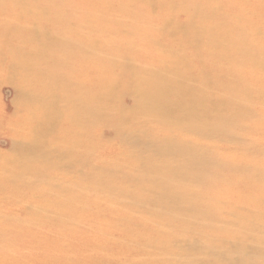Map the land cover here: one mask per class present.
I'll return each instance as SVG.
<instances>
[{"label":"bare ground","instance_id":"bare-ground-1","mask_svg":"<svg viewBox=\"0 0 264 264\" xmlns=\"http://www.w3.org/2000/svg\"><path fill=\"white\" fill-rule=\"evenodd\" d=\"M14 1L0 97L25 117L13 134L0 118V264H264V196L250 200L264 190L179 186L264 183L263 163L175 138L264 152V0H0V15ZM96 136L125 155L100 153ZM75 167L85 173L68 180Z\"/></svg>","mask_w":264,"mask_h":264},{"label":"rangeland","instance_id":"rangeland-1","mask_svg":"<svg viewBox=\"0 0 264 264\" xmlns=\"http://www.w3.org/2000/svg\"><path fill=\"white\" fill-rule=\"evenodd\" d=\"M257 3H259V1L257 0ZM23 5L22 2L19 3V1H14L11 2L9 4H7L6 6L3 7L2 9V13L0 15V20H2V22L4 21H10V19L7 17V15L10 14H14L16 12V10L18 8H21ZM15 16H21L22 14H17ZM14 16V17H15ZM102 25V24H100ZM5 39V38H2ZM0 49L1 50H5L4 47V43L1 41L0 39ZM16 62H21L20 60L16 61ZM31 62H36V60L31 59L28 60L26 59L25 61H22V64L25 63H31ZM14 64L13 62L10 61H4L0 63V87H2L3 89H6L9 87L8 84H6V77L5 74L7 73V71L10 68V66ZM93 73V72H91ZM213 75V73L211 74ZM214 76V75H213ZM45 78V77H43ZM16 79H21L20 75L16 76ZM214 89L216 90V88L214 87ZM213 89V90H214ZM212 90V91H213ZM211 89H209V92H212ZM9 104L8 102H6V98L4 97H0V118H2L3 116L8 117V127L9 130H4L5 133H11L13 134L16 129L18 128V126L15 124V122L13 120L15 119H19L22 120L23 117H25V112H23V110H19V108L16 107V109H14V106H9V108L13 111V115L9 114L7 108H8ZM132 109V108H131ZM131 109H128V111H131ZM100 123V121H99ZM143 123V122H142ZM145 125L147 124L146 122L144 123ZM20 132H23L24 129L23 127L19 128ZM178 131V130H177ZM155 132L161 134L163 132L162 129H155ZM180 132V131H178ZM181 133V132H180ZM182 134V133H181ZM12 138V135L10 134H6L3 138ZM209 138H205L203 139L202 137H200L199 135H193L191 133L186 134L185 136L182 134V137H177L175 136L177 141L180 140H190L195 142L199 147H201V149H206L209 151V153L214 154V155H218L220 157H229L231 159H241L243 161V165L247 166L249 164H253V163H263L264 166V152L262 151H255L252 152V148L250 147L249 150H247L245 147H242V144H238L236 142L233 141H221L220 138L216 135L208 136ZM255 137L257 138H263L262 142H264V134L262 135V137H260V134L255 135ZM101 137L96 136V139L94 137H92V139L88 140V144L89 145H95L97 144L98 147L100 148V153L102 152H109L110 154H119V157H122L125 155V152H123V146L121 144L120 141L116 140V139H108L107 141H101V139H99ZM250 138H252L250 136ZM255 141H260V139H255ZM3 156L4 158H9L11 157V151L7 148V147H3L0 145V157ZM128 162V165L131 166H135L137 163L136 161L132 160V162L130 163V161L128 160V157L125 158ZM167 160V159H166ZM170 161H172V158H169ZM162 163V162H161ZM160 163V164H161ZM83 168V167H82ZM212 171H217V168L214 167L213 169H211ZM130 171H133V168H130ZM210 171V172H212ZM71 173L70 176L67 177L68 180H72L75 181L76 180V176H79V174H83L85 172L79 170L77 171V167L66 171L65 173ZM210 172H200L197 171L199 175V177L201 179H205L207 181H211L209 180V175L211 174ZM222 173H226V171L221 170ZM105 172H103L102 174H98V176L100 177H104L106 175H104ZM207 177V178H206ZM80 178V177H79ZM81 179V178H80ZM109 180H111V183L115 184L118 188L119 187H124V188H129L130 183H123L120 181L118 176L112 177ZM81 181H84V179H81ZM92 180H86L84 181L85 186H88L89 182H91ZM185 184H179V186L184 187L187 191H197V190H202L203 188L210 186H218V189L221 191L220 195L221 196H231V197H236L239 196L240 194L244 193V192H248V190H253V189H259L261 191L264 190V183L259 182L257 179L250 177H246V176H241L240 174H235V175H230V179L228 182L226 183H220L218 184L216 181H211L210 183H208L207 185L200 184L197 183L194 180H188V181H184ZM8 190L10 189L9 187L7 188ZM11 189H15V188H11ZM133 193H135V190H132ZM209 192V191H208ZM264 196V191L261 194H258L255 197H252V201H260ZM220 207L223 206V204H219ZM138 208H136L133 205H130L128 207L122 208L120 209L121 212L123 213H137ZM142 210V208H141ZM144 213H141V215ZM163 214H167V213H163ZM145 219H149L146 217H142ZM187 225H189L190 227L192 226L191 222H186ZM106 226V225H104ZM116 226L118 227L117 229L120 230L123 234L125 233V229L123 227V225H119L116 224ZM133 227V226H132ZM135 232L136 231H132ZM124 236V235H123ZM114 251V248H112L111 253ZM114 254V253H113Z\"/></svg>","mask_w":264,"mask_h":264}]
</instances>
